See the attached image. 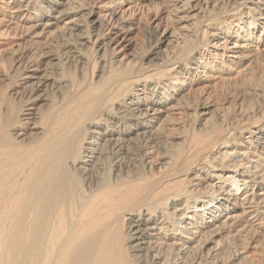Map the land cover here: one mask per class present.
Wrapping results in <instances>:
<instances>
[{
  "label": "bare ground",
  "instance_id": "obj_1",
  "mask_svg": "<svg viewBox=\"0 0 264 264\" xmlns=\"http://www.w3.org/2000/svg\"><path fill=\"white\" fill-rule=\"evenodd\" d=\"M0 264H264V0H0Z\"/></svg>",
  "mask_w": 264,
  "mask_h": 264
},
{
  "label": "rangeland",
  "instance_id": "obj_2",
  "mask_svg": "<svg viewBox=\"0 0 264 264\" xmlns=\"http://www.w3.org/2000/svg\"><path fill=\"white\" fill-rule=\"evenodd\" d=\"M142 33V34H141ZM141 33L139 32L138 33V37L140 38V39H142L143 38V36H144V33L141 31ZM141 34V35H140ZM143 35V36H142Z\"/></svg>",
  "mask_w": 264,
  "mask_h": 264
}]
</instances>
